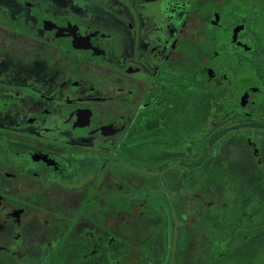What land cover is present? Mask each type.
<instances>
[{"label":"flooded vegetation","instance_id":"af4514ba","mask_svg":"<svg viewBox=\"0 0 264 264\" xmlns=\"http://www.w3.org/2000/svg\"><path fill=\"white\" fill-rule=\"evenodd\" d=\"M117 194L264 264V0H0V264L87 262Z\"/></svg>","mask_w":264,"mask_h":264},{"label":"trees","instance_id":"16d2710c","mask_svg":"<svg viewBox=\"0 0 264 264\" xmlns=\"http://www.w3.org/2000/svg\"><path fill=\"white\" fill-rule=\"evenodd\" d=\"M118 195L114 213L120 215V220L116 227H100L95 232L101 235L98 244L82 243L88 247V251L95 250L97 254L88 258L87 262L81 258L69 259L70 264H150L163 261L167 247V226L161 214L153 209L141 210L140 207H137L138 210L133 208L126 211L123 208L124 196L120 198ZM133 197L140 203L141 195L135 193ZM126 214L131 217H126ZM193 250L188 246L183 248L181 255L174 256L172 264H220L218 259L191 255Z\"/></svg>","mask_w":264,"mask_h":264},{"label":"rangeland","instance_id":"374dc122","mask_svg":"<svg viewBox=\"0 0 264 264\" xmlns=\"http://www.w3.org/2000/svg\"><path fill=\"white\" fill-rule=\"evenodd\" d=\"M168 233H167V239H168V251L167 254L165 256V258L163 259V261L161 263H150V264H172L173 261V250H174V233L175 230L173 229L172 225L168 226Z\"/></svg>","mask_w":264,"mask_h":264}]
</instances>
